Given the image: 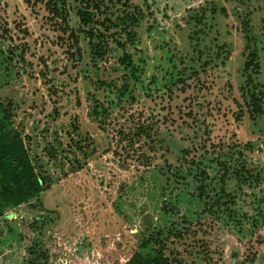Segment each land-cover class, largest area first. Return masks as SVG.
I'll return each instance as SVG.
<instances>
[{
  "label": "rangeland",
  "instance_id": "1",
  "mask_svg": "<svg viewBox=\"0 0 264 264\" xmlns=\"http://www.w3.org/2000/svg\"><path fill=\"white\" fill-rule=\"evenodd\" d=\"M61 1L68 32L0 0V101L46 188L0 200V264L35 241L49 264H264V114L243 95L254 48L264 92V0Z\"/></svg>",
  "mask_w": 264,
  "mask_h": 264
},
{
  "label": "trees",
  "instance_id": "2",
  "mask_svg": "<svg viewBox=\"0 0 264 264\" xmlns=\"http://www.w3.org/2000/svg\"><path fill=\"white\" fill-rule=\"evenodd\" d=\"M45 1L46 8L49 11V17L52 19L59 17L62 23L65 24L63 31L68 32V14L66 9L61 6V0H25L31 6L39 2ZM82 23L89 25L90 13L86 10H80ZM93 39V32L89 31ZM74 40L77 42L78 38L74 31L70 32ZM94 56L101 57L103 52L98 46L93 44ZM125 61V59H123ZM259 53L256 48L252 49L248 55L245 63L247 91L243 93L245 100L251 112L255 115L264 114V92L258 91V84L255 83L254 77L260 72ZM93 112L97 119L103 120L108 112L105 108L100 109L98 103L93 107ZM8 109L0 101V200L6 205H21L34 198L40 199L45 192V184L38 175L33 165L28 148L24 144L21 133L16 128L8 126ZM143 131L144 128H142ZM231 199L230 194H226ZM225 200L226 203H233V200ZM219 201V200H217ZM224 202V201H223ZM215 203V202H214ZM39 205L42 204L40 203ZM49 219L43 218L35 224L36 227H44L49 223ZM39 222L41 226H39ZM145 241L144 243H147ZM30 257L23 264H49V252L42 241H35L29 247ZM152 262L167 264V258L161 250L158 254L149 258L142 252H135L130 258L128 264H152Z\"/></svg>",
  "mask_w": 264,
  "mask_h": 264
}]
</instances>
